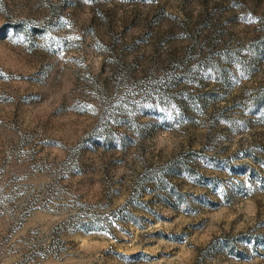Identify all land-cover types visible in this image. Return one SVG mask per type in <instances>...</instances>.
<instances>
[{
  "label": "rangeland",
  "instance_id": "obj_1",
  "mask_svg": "<svg viewBox=\"0 0 264 264\" xmlns=\"http://www.w3.org/2000/svg\"><path fill=\"white\" fill-rule=\"evenodd\" d=\"M0 264H264V0H0Z\"/></svg>",
  "mask_w": 264,
  "mask_h": 264
}]
</instances>
